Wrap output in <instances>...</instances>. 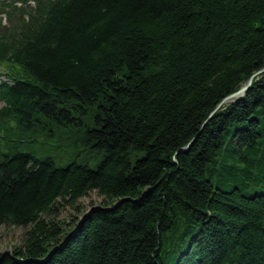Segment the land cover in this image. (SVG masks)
I'll use <instances>...</instances> for the list:
<instances>
[{
    "label": "trees",
    "instance_id": "obj_1",
    "mask_svg": "<svg viewBox=\"0 0 264 264\" xmlns=\"http://www.w3.org/2000/svg\"><path fill=\"white\" fill-rule=\"evenodd\" d=\"M14 1L0 264H264V70L219 105L264 67V0ZM43 129L72 159L35 154Z\"/></svg>",
    "mask_w": 264,
    "mask_h": 264
},
{
    "label": "rangeland",
    "instance_id": "obj_2",
    "mask_svg": "<svg viewBox=\"0 0 264 264\" xmlns=\"http://www.w3.org/2000/svg\"><path fill=\"white\" fill-rule=\"evenodd\" d=\"M1 1V0H0ZM1 16V14H0ZM2 24L1 26H10L13 20H9L6 16L2 15ZM2 102H0V107ZM46 131L43 129L42 132L35 133V141L32 143V149H35V154L42 158L48 155L54 156L55 159L60 161L62 165L66 161L72 159L69 156L68 142H75L76 133L72 132L74 139H67V132H60L57 130L55 136H46ZM78 148H83L82 145H79ZM25 151H32L29 147L23 148ZM80 154V153H79ZM80 162L89 161L92 166L96 165V159L87 160V152L83 151L76 158ZM102 196L97 193V191L91 192L89 195L81 199V203L85 206V211L89 210L91 206H96L101 204ZM74 213V210L70 207H67L62 217L67 219L70 218ZM82 214H80L81 216ZM71 219V218H70ZM24 233L23 227L12 226V225H0V252H11L14 246L20 244L22 235Z\"/></svg>",
    "mask_w": 264,
    "mask_h": 264
},
{
    "label": "water",
    "instance_id": "obj_3",
    "mask_svg": "<svg viewBox=\"0 0 264 264\" xmlns=\"http://www.w3.org/2000/svg\"><path fill=\"white\" fill-rule=\"evenodd\" d=\"M264 70V67L259 69L256 73H254L250 78L249 80L247 81L246 84H244L243 86H241L238 90L230 93L229 95H227L221 102L219 105H221L222 103H225L227 101H231V100H235L239 97H241L243 94H245L247 92V90L249 89V86L251 85V82H252V78L254 76H256L258 73L262 72ZM96 209V207H92L90 208V210H88L84 215L83 217L80 219V222L78 224V226L80 225V223L88 216L91 214L92 211H94ZM77 226V227H78ZM77 229V228H76ZM76 229L74 230V232L76 231Z\"/></svg>",
    "mask_w": 264,
    "mask_h": 264
},
{
    "label": "bare ground",
    "instance_id": "obj_4",
    "mask_svg": "<svg viewBox=\"0 0 264 264\" xmlns=\"http://www.w3.org/2000/svg\"><path fill=\"white\" fill-rule=\"evenodd\" d=\"M256 72H257V71H256ZM256 72H255V73H256ZM260 73H261V72H260ZM260 73H258V74H260ZM258 74H257V75H258ZM257 75H256V76H257ZM250 77H251V76H250ZM250 77H249V78H250ZM254 77H255V76H254ZM254 77H253V78H254ZM249 78L247 79V81L249 80ZM253 78H252V81H253ZM247 81H246V82H244V83L242 84V86H243L244 84H246V83H247ZM251 83H252V82H251ZM250 86H251V85H250ZM250 86H249V88H250Z\"/></svg>",
    "mask_w": 264,
    "mask_h": 264
}]
</instances>
